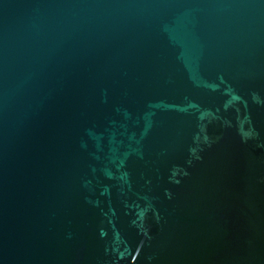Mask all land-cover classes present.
Listing matches in <instances>:
<instances>
[{
    "label": "water",
    "instance_id": "1",
    "mask_svg": "<svg viewBox=\"0 0 264 264\" xmlns=\"http://www.w3.org/2000/svg\"><path fill=\"white\" fill-rule=\"evenodd\" d=\"M0 264H264V0H0Z\"/></svg>",
    "mask_w": 264,
    "mask_h": 264
}]
</instances>
